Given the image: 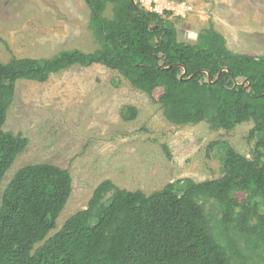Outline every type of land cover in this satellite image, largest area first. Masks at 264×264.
<instances>
[{"label": "trees", "instance_id": "trees-1", "mask_svg": "<svg viewBox=\"0 0 264 264\" xmlns=\"http://www.w3.org/2000/svg\"><path fill=\"white\" fill-rule=\"evenodd\" d=\"M83 1L90 10L88 29L96 51H64L49 59L12 57L0 63V182L28 143L2 131L16 83H45L76 65L116 70L159 104L172 124L205 122L210 130H227L252 121L251 137L264 138V57L232 53L212 24L191 45L177 40L175 30L164 25L166 18L145 12L133 0ZM110 5L112 19H107ZM223 165L220 179L186 180L179 193L174 183L146 195L106 180L95 188L86 209L48 238L70 197V173L49 164L23 167L1 194L0 264L243 261L229 235V218L239 208L244 213L240 233L254 250L264 248V214L255 202L264 206V164L258 167L228 150ZM212 201L223 213L217 228L205 214Z\"/></svg>", "mask_w": 264, "mask_h": 264}, {"label": "rangeland", "instance_id": "rangeland-1", "mask_svg": "<svg viewBox=\"0 0 264 264\" xmlns=\"http://www.w3.org/2000/svg\"><path fill=\"white\" fill-rule=\"evenodd\" d=\"M181 1L193 12L164 21L179 42L195 45L212 24L232 53L264 57V0ZM111 10L112 5L104 14L107 19H112ZM89 19L83 0H0V39L5 43L0 42V63L12 57L49 59L70 50L92 53L98 45L88 29ZM253 128L252 121L227 130H210L205 122L172 124L159 104L101 64L72 66L45 83L18 81L2 131L28 143L0 182V202L23 167L49 164L67 169L71 194L48 238L86 209L95 188L106 180L146 195L174 183L179 193L186 180L201 183L223 177L228 150L262 166L264 138L251 137ZM255 202L264 214L262 202ZM205 214L217 228L223 215L218 205L206 204ZM243 216L235 208L229 218V235L243 257L231 258L229 264H264V248L254 250L240 233ZM255 223V218L250 220Z\"/></svg>", "mask_w": 264, "mask_h": 264}, {"label": "built area", "instance_id": "built-area-1", "mask_svg": "<svg viewBox=\"0 0 264 264\" xmlns=\"http://www.w3.org/2000/svg\"><path fill=\"white\" fill-rule=\"evenodd\" d=\"M133 2L145 12L163 19L169 17L184 19L193 12L192 6L181 0H133Z\"/></svg>", "mask_w": 264, "mask_h": 264}]
</instances>
